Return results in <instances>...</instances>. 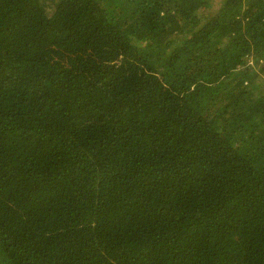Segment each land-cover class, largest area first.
Instances as JSON below:
<instances>
[{"label": "trees", "instance_id": "16d2710c", "mask_svg": "<svg viewBox=\"0 0 264 264\" xmlns=\"http://www.w3.org/2000/svg\"><path fill=\"white\" fill-rule=\"evenodd\" d=\"M0 264H264V0H0Z\"/></svg>", "mask_w": 264, "mask_h": 264}, {"label": "rangeland", "instance_id": "374dc122", "mask_svg": "<svg viewBox=\"0 0 264 264\" xmlns=\"http://www.w3.org/2000/svg\"><path fill=\"white\" fill-rule=\"evenodd\" d=\"M49 2L51 1V0H48Z\"/></svg>", "mask_w": 264, "mask_h": 264}]
</instances>
